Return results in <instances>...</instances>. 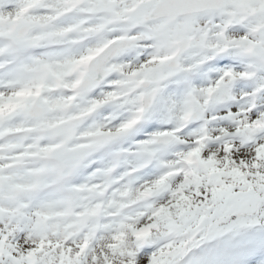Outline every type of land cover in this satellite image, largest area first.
<instances>
[{"label":"snow or ice","instance_id":"1","mask_svg":"<svg viewBox=\"0 0 264 264\" xmlns=\"http://www.w3.org/2000/svg\"><path fill=\"white\" fill-rule=\"evenodd\" d=\"M0 264H264V0H0Z\"/></svg>","mask_w":264,"mask_h":264}]
</instances>
